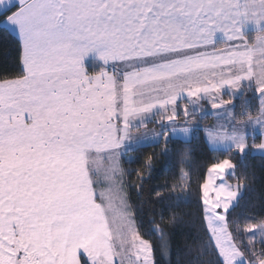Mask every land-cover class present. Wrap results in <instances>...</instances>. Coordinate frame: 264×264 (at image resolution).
<instances>
[{"label": "snow or ice", "instance_id": "obj_1", "mask_svg": "<svg viewBox=\"0 0 264 264\" xmlns=\"http://www.w3.org/2000/svg\"><path fill=\"white\" fill-rule=\"evenodd\" d=\"M0 17L22 65L0 79V264H154L120 189L97 191L102 171L115 183L134 125L147 129L136 143L166 146L192 131L178 125L181 110L187 118L205 98L226 108L245 89L258 114L246 100L240 116L259 142L247 124L203 130L229 155L206 170L202 213L216 264H264V218L230 224L239 185L226 183L232 153H264V0H0ZM91 52L98 71L83 65Z\"/></svg>", "mask_w": 264, "mask_h": 264}, {"label": "trees", "instance_id": "obj_2", "mask_svg": "<svg viewBox=\"0 0 264 264\" xmlns=\"http://www.w3.org/2000/svg\"><path fill=\"white\" fill-rule=\"evenodd\" d=\"M20 56L18 37L0 25V79L14 78L20 73ZM102 65L95 61L86 64L89 72L98 71ZM244 92L246 95L242 93L234 101L237 122L249 119L240 116L246 100L252 117L258 114V94L247 89ZM181 119L198 121L203 126L213 122L209 114L193 113L187 118L181 114ZM157 126L148 123V129ZM128 154L130 158L121 157L126 196L138 231L154 245V264H216L215 253L206 247L208 234L200 185L210 164L229 153L212 149L204 131L198 129L190 140L169 138L165 146L161 139L135 147ZM148 156L152 157L150 165ZM231 159L236 168L227 180L239 185V191L229 210V223L258 221L264 218V156L248 151L242 156L232 153ZM162 243H166V248Z\"/></svg>", "mask_w": 264, "mask_h": 264}, {"label": "crops", "instance_id": "obj_3", "mask_svg": "<svg viewBox=\"0 0 264 264\" xmlns=\"http://www.w3.org/2000/svg\"><path fill=\"white\" fill-rule=\"evenodd\" d=\"M4 27H6L8 30H10L16 37H18L17 33L11 29L10 27H8L7 25H2ZM254 25L252 24H249L247 26V30L249 32V35L250 36H254L255 33L253 32L254 30ZM218 37L220 36V34L218 33L217 34ZM19 39V38H18ZM218 47H222L223 45L222 44H218L217 45ZM89 61H95V62H98V63H102L103 64V61L100 60L99 58V54L96 53V52H91L89 53L87 56H85L83 58V65L85 66L86 70L88 71V68L86 66L87 62ZM89 72V71H88ZM248 82L245 81L244 84L246 85ZM232 90L231 89H224L223 92H222V96H223V99L227 100L229 99L230 97V94H231ZM242 93L238 92L236 94V96L233 98V102L232 104H230L229 106H227L226 108H220V109H213L211 107V103L209 102V100L207 98L199 101V104H200V107L199 110L195 111L194 113H197V114H201V115H205V114H209L212 116L213 118V122L207 126H203L200 122L198 121H189L191 122V124H194V125H198L199 126V129H207V128H212V127H219L220 125H223L224 126V129L223 130H228V131H231V127L234 125V127L238 130H243V127L247 124V130L252 133V132H255V135H256V139H257V142H259V139H260V129H259V126H254L252 124L249 123V119H246L244 121H241V122H237L235 121V118L231 117L228 115L229 112H233L234 113V101L235 99H237L239 96H241ZM187 97H185L182 101H180L179 103L181 104V106L184 104V103H187ZM194 106L190 105V111H191V108H193ZM226 110V112H224ZM155 109L153 110V115L151 117V119H155V120H159V117L155 115ZM181 114L183 115V112L181 110ZM252 118H255V117H252ZM184 121H187L185 119H181V115L179 116L178 118V125L181 123V122H184ZM138 123V122H136ZM159 128V125L157 126ZM150 129H153V128H150ZM147 129H144V128H140L139 131H137V128L135 127V125L131 128L130 130V136L133 139V141H137L138 140V137L140 136V134L144 131H146ZM194 135V134H193ZM204 136L206 137L205 135V132H204ZM172 136H170L171 138ZM161 139H164L163 137H161ZM209 143V142H208ZM129 144V143H128ZM209 145L211 146L212 149L214 150H223L224 147L222 145H219V146H214L212 144L209 143ZM123 150V149H122ZM121 150V151H122ZM253 153L255 154H258V155H263L264 156V153H261V152H257V151H252ZM121 157H122V153L119 155L118 159H119V166H120V169H121V173H122V167H121ZM122 176V175H121ZM104 186H106V184L104 183ZM111 186H114L115 188H117V183L115 182L114 184H111ZM106 188V187H105ZM120 188L122 189L121 192V195L124 196V198L126 199L127 196H126V190H123V187L122 185H120ZM115 203V206L117 207V200L114 202ZM132 216H133V213H132ZM134 220V218H133ZM135 221V220H134Z\"/></svg>", "mask_w": 264, "mask_h": 264}, {"label": "rangeland", "instance_id": "obj_4", "mask_svg": "<svg viewBox=\"0 0 264 264\" xmlns=\"http://www.w3.org/2000/svg\"><path fill=\"white\" fill-rule=\"evenodd\" d=\"M228 106H229V105H228ZM194 107H195V109H196L195 111H197V110H199V108H201L199 103H198L197 105H195ZM226 107H227V106H226ZM192 110H193V108H191V111H192ZM195 111H194V112H195ZM155 112H156V111H155ZM224 112H226V110H225ZM179 126H181V127H191L192 131H191V133L189 134V136H187V137H185L182 133H180V134H173V135H171V136H172L171 138L181 139V140H185V141H187V140H190V139L193 137V134L199 129V126H198V125L191 124V122H188V121L181 122V123L179 124ZM138 138H139V137H138ZM169 138H170V137H169ZM169 138H168V139H169ZM133 140H135V139H133ZM133 140H132V142H130V143L128 144V146H127L125 149H123V150L121 151V153H122L123 156H126V157L130 158V155L128 154V151H130V150H132V149H134L135 147H138V146H143V145H147V144H152V143H155V142H159V141L161 140V137L156 138L155 141H142V142H139V143H136V141H133ZM223 150H225V149H223ZM119 165H120V164H119ZM121 175H122V176H121ZM232 175H233V174H232ZM229 176H231V175H229ZM115 182L117 183V188H115L114 186H112V189H113V192H114V193L117 191L118 188L120 189V191H122V189L120 188V185H122L123 190H125V183H124V179H123V173H121V171L118 172V173L116 174ZM104 183L106 184V186H104ZM226 183L231 184V185L233 186V188H236V186H237V185L234 184V183H230V182L227 180V177H226ZM110 184H114V183H112V182H110V181H105V180L103 179V171H102V173H101V181H100V184L97 186V191H100L102 188L108 187ZM126 202H127V205H128L127 211H129V212L132 214V209H131V207H130V204H129V200H128V198H126ZM235 202H236V201L233 202V206H234ZM119 206H120V202H119V200H117V208H119ZM233 206H232V207H233ZM232 207H231V208H232ZM231 208H230V209H231ZM230 209H229V210H230ZM132 218H133V216H132ZM134 223H135V226L137 227L135 221H134ZM257 239H259V237H257ZM258 245H259V244H257V247H258Z\"/></svg>", "mask_w": 264, "mask_h": 264}]
</instances>
